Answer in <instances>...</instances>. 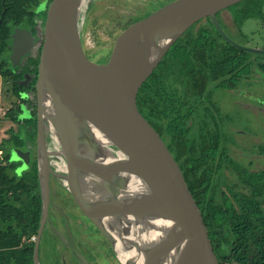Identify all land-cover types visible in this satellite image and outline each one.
I'll use <instances>...</instances> for the list:
<instances>
[{
    "label": "water",
    "instance_id": "1",
    "mask_svg": "<svg viewBox=\"0 0 264 264\" xmlns=\"http://www.w3.org/2000/svg\"><path fill=\"white\" fill-rule=\"evenodd\" d=\"M85 1L50 0L39 22L43 41L35 83V160L41 212L33 263L39 264L38 244L49 205L51 169L44 139V126L48 125L65 159L68 191L113 246L121 264H163L169 258L171 264H223L215 249L203 189L170 136L139 110L137 94L192 25L210 17L227 38L218 27L216 13L248 0H150L148 8L121 25L111 46L96 60L90 59L95 52L79 29ZM32 45L29 30L14 29L9 56L14 67ZM93 130L109 142L116 159L105 162L107 156L96 146ZM81 135L95 144V151H80ZM79 172L91 176L101 190L78 189ZM147 221L162 222L168 229L155 243L141 245L128 240L132 227ZM145 232L141 230V234ZM118 241L120 251L130 253L125 262L120 261L115 248Z\"/></svg>",
    "mask_w": 264,
    "mask_h": 264
},
{
    "label": "trees",
    "instance_id": "2",
    "mask_svg": "<svg viewBox=\"0 0 264 264\" xmlns=\"http://www.w3.org/2000/svg\"><path fill=\"white\" fill-rule=\"evenodd\" d=\"M49 2L50 0H0V76L3 78L16 79L9 60L14 29L34 28L44 19ZM242 6L241 10H236L235 15L239 24L253 15L263 17L260 12H253L257 0L242 2ZM193 27L171 46L137 94L139 110L158 129L167 131L172 140L181 137V132L177 122L163 112V107L168 103L166 100H171L165 96L166 90H176L177 85L182 86L183 90H195L194 86L201 80L214 82L215 86L227 84L230 87L236 81V66L227 67L232 63L230 59L220 62L213 61L212 56L205 57L206 59L197 56V49H200L197 44L207 42L210 29L209 26H199L195 31ZM256 56L264 59V54ZM256 67L264 72V63L257 64ZM13 85V93L16 95L21 87L15 80ZM158 109L162 110L164 116L156 112ZM21 113L19 106L8 112L11 121L19 124V131L10 130V137L0 142V264H33L34 246L30 241L39 228L41 197L36 160L32 155V148L27 147L29 139H35V120L24 118L21 122ZM172 124H175V129H172ZM28 127L33 128L32 133ZM20 133L24 135V142L19 138ZM6 144H9L8 148ZM185 144L191 152L186 157H191L195 168V162L202 158L193 155L191 143L185 140ZM19 150L25 151L24 153L30 151L27 166L24 162L17 164L11 161V154ZM211 161L213 163L214 160ZM221 164L222 158H219L216 165L201 170V176L208 184L203 188L202 195L210 213L217 255L222 262L228 259L230 264H264V170L244 174L242 183L246 190L241 195L234 189L223 192L218 185H212V172L214 176ZM18 167L25 168L20 176L14 172ZM197 181L199 182L198 179Z\"/></svg>",
    "mask_w": 264,
    "mask_h": 264
},
{
    "label": "flooded vegetation",
    "instance_id": "3",
    "mask_svg": "<svg viewBox=\"0 0 264 264\" xmlns=\"http://www.w3.org/2000/svg\"><path fill=\"white\" fill-rule=\"evenodd\" d=\"M260 1L261 0L257 1V6L255 8H258V6H260ZM231 7H233V13H231L229 10V8ZM231 7L221 10L215 15L218 27L225 36L228 35V31L235 28L237 32H240V27L245 21L250 18L259 17L257 15H253L252 17L244 20L241 24L236 23V10H241L243 6L242 3H239ZM255 13L257 12H254V14ZM82 14L83 12L79 15L80 32L83 28V21L81 18ZM202 21H205V23H202ZM199 26L202 28L209 26V34L212 35V40L208 38L207 42H209V44L213 48L210 55L214 58L213 61L223 62L224 60H226L222 57V51L225 52V47H234L237 50L246 53L242 54L244 55L245 59H249L248 66L246 67L241 62L234 65L236 66L235 73H237L236 81L239 80V73L242 74L247 72L245 71V69H248V74L252 76V66H250L251 64L255 68V70L253 71L258 74L259 77H261V75L259 74L260 70L256 67L257 64L264 63L263 58H259L256 56L261 54L243 51L240 48L243 46H240L230 38H224L222 34H220L219 31L215 28L210 17H206L205 19L199 21V23H195L191 27H193L196 31ZM41 27L42 23H38L36 26H34V28L26 29L29 30L33 40L31 51L28 55H25L20 59L17 66L14 67L10 62L11 66L14 68L13 73L15 74L16 79H13V77L9 79L12 82L13 88V80H15L18 86L21 87V90L18 92V94L14 95L18 99V101L21 102V105L19 106L22 112L21 115H24L26 113V115L29 116L27 118L35 120L34 122L36 133V110L38 103L35 83L37 79L40 50L43 41ZM90 39L91 43H93L92 38ZM231 64L232 63L228 64L227 67L232 68ZM193 89L195 90H183L182 86L177 85L176 90H169L172 93L170 95H168L166 90L165 96L171 100H166L168 103L165 104L164 107L162 106L163 112L171 120L177 122L176 124H178L179 131L181 132V137H183L184 140H186L188 143L192 144L191 151L193 155L197 158H202L200 161L195 162V168H199L200 170H202L203 168H208L210 166L213 167L217 164L218 159L222 158L220 170H218L214 174V176L212 172V181L216 183L215 177L220 181L219 174L221 171L225 170L227 172L223 174L224 185L228 186L227 184H229V186L225 190L231 189L232 191L234 189V191L243 195L245 193V189L243 188L245 187V185L242 183L244 174L247 172L255 173L262 170H251V164H248V166H246L240 160H234V157L233 159L230 158L229 154H231L233 151H230L229 143L235 144V141L233 138H231L232 136L227 133V130H224V126L227 124L221 122L219 120V116H217L216 118L214 114L208 112V110H201L200 112L195 111V108H197V106L201 103V100H199V98L197 99L196 97L197 87L194 86ZM222 90H224L223 87ZM254 109L260 110V108L257 109L256 106H254ZM23 121L24 118L21 120V122ZM34 122H32V125L34 124ZM181 125H183V128ZM28 129L32 133L33 128L28 127ZM44 129V139L48 152V160L51 173L49 178L50 186L47 218L45 220L38 244V263L47 264V258L52 259V256L55 254L60 255V264H93V262H91L90 260V255L96 256L97 262L103 264L102 258H107V253L109 257H111V259L115 261L112 257L113 254L111 251V244L98 231V229L92 224V222L84 216V214L74 202L72 195L68 191L67 182L65 179L66 164L64 156L61 152L58 138L48 125H45ZM165 132L167 133V131ZM255 137V135H252L248 139L250 140V138ZM27 147L32 148V155L35 158L36 135L34 141L32 139H29V141L27 142ZM109 148H111V150H113V153H115V150L111 146H109ZM256 148L260 149L258 150L259 153L257 152L258 154L256 156H264V145L258 147L255 146L253 151H256ZM79 149L83 153H88L89 150L95 151V147L90 144L87 138L82 135L79 138ZM179 149L180 152L184 151V148ZM241 155L242 153H235V156L241 157ZM204 159H206L205 162ZM211 159L214 160L213 163ZM230 171L231 173L229 174ZM230 178L234 179V181H237L238 185H234V183H232L231 185ZM76 181L78 189L83 192H98L101 190L99 185L94 182L95 180H92L89 175L83 172H79L76 175ZM237 186H241V188ZM219 189L222 190V187ZM228 197L230 198L229 195ZM37 232L34 236V239L30 241V243L33 244L34 247L37 239ZM78 234H84L86 238L84 240H79L77 238ZM62 259H64L66 262H63ZM83 261L86 262L84 263ZM51 262L52 264H55L54 260H52Z\"/></svg>",
    "mask_w": 264,
    "mask_h": 264
},
{
    "label": "rangeland",
    "instance_id": "4",
    "mask_svg": "<svg viewBox=\"0 0 264 264\" xmlns=\"http://www.w3.org/2000/svg\"><path fill=\"white\" fill-rule=\"evenodd\" d=\"M149 1L150 0H86L81 11V13L83 12L81 17L83 21L81 36L87 37V35H89V37L92 38L93 43H91L89 47L90 50L95 53L89 56L90 59L96 60V58H100L105 49L111 46L112 39L121 25L129 18L148 8ZM259 3L260 6L255 8L254 12L260 11L263 17L248 19L240 27V32H237L236 28L228 31V35H226L227 38L234 40L243 47L264 50V0H261ZM229 10L233 13V7L229 8ZM238 22L237 20L236 23ZM202 23H205V21H202ZM210 37H212V35H210ZM197 46L200 48L197 49L199 52L197 56H199L200 59L209 57L213 50L209 42H203V44H197ZM222 57L226 60L230 59L232 66L240 62L246 67L248 66L249 59H245L243 54H240L238 50L231 47H225V52L222 51ZM207 60L211 61L210 59ZM247 70L248 69H245V71ZM253 70H255V68L252 66V76L249 75L248 72L239 73V80L235 81L231 87L227 84L215 86L214 82L207 83L205 80L199 81L198 79L199 82L196 84V97L201 100V103L195 108V111L200 112L201 110H208V112L214 114L216 118L219 116V120L228 125L224 126V130H227V133H229L232 136L231 138L235 141V144L229 143L230 151H233L229 154L230 158L233 159L234 157V160H240L246 166L251 164L252 166L250 169L258 171L264 170V156H256L260 149L256 148V151L253 150L255 146L264 145V72H259L261 75V77H259ZM222 87L224 90H222ZM12 88V82L0 76V142L10 137V130L12 132L19 131V124L11 121L10 116H8V112L15 110L21 105V102L18 101L14 93H12ZM200 91H202L203 94ZM167 93L168 95L172 94L169 90H167ZM254 106H256L257 109L260 108V110H255ZM156 112L159 113L160 116H164L161 109H158V111L156 110ZM27 117L29 116L25 113L21 118ZM174 125L175 124H172V129H175ZM252 135L256 137L250 138L249 140L248 138ZM19 138L20 140H24V135L20 133ZM171 143L177 151H179L183 160L186 161L195 178L199 180L198 183L200 188L203 189L206 187L208 184L207 180L201 176L202 171L199 168H194V162L192 163L191 157H186L190 155L191 152L186 148L184 138L179 136L176 140H172ZM10 145L12 144L10 143ZM8 147L9 144H6V148ZM179 148H184V151L180 152ZM24 152L25 151L21 152V150H19L15 153L14 151L11 154V161L17 164L19 162H24L25 166H27L29 163L30 151H28V153ZM235 153H242V155L241 157L235 156ZM24 169V167L22 169L18 167L14 172L20 176ZM225 172L227 171L223 170L219 174L221 182L216 177V183L212 182V185L216 184L215 186L218 185L219 188L222 187L223 192L227 191L225 189L229 186L226 182L228 186L224 185L223 174ZM230 173L231 171L229 174ZM232 183L238 185L237 181L230 178V184L232 185ZM237 187L241 188V186ZM243 188L246 190L245 187ZM78 235L77 238L79 240H84L86 238L84 234ZM111 251L113 254L111 255L115 261H113L107 253V258H102L103 264H121L113 246H111ZM52 260L55 261V264H60L61 257L55 254L52 256V259L47 258V264H52ZM90 260L93 264H100L97 262L96 256L94 255H90ZM62 261L66 262L64 259H62ZM83 262L85 263L86 261ZM223 264H230V261L226 259Z\"/></svg>",
    "mask_w": 264,
    "mask_h": 264
},
{
    "label": "bare ground",
    "instance_id": "5",
    "mask_svg": "<svg viewBox=\"0 0 264 264\" xmlns=\"http://www.w3.org/2000/svg\"><path fill=\"white\" fill-rule=\"evenodd\" d=\"M46 101H47L46 104L48 105V107H51L50 102L48 100ZM91 133L95 139L96 146L100 147L101 150L104 151L105 155L107 156L105 162L110 161V159H116L118 157L116 156V153H113V150L109 148L110 146L109 142L101 134H99L95 130L91 131ZM92 145L95 147V144H92ZM90 178L94 180L91 176ZM166 229H168L167 224L164 225L162 224V222H159V221H147L146 223H142V224L137 225L136 227H132V231L129 235L128 240H133V241L135 240L139 242L141 245H144V244L146 245L160 238V236L164 234ZM141 230H145L146 231L145 234H141ZM121 246L122 244L118 241L115 245V248L117 249L119 253L120 261L125 262L127 258H129L130 253L127 255V253L125 254L122 251H120ZM171 261H173V259L169 258L163 264H171ZM140 263H141V259H140ZM137 264H139V262H137Z\"/></svg>",
    "mask_w": 264,
    "mask_h": 264
},
{
    "label": "built area",
    "instance_id": "6",
    "mask_svg": "<svg viewBox=\"0 0 264 264\" xmlns=\"http://www.w3.org/2000/svg\"><path fill=\"white\" fill-rule=\"evenodd\" d=\"M83 38L85 39V41H86L89 45H91V40H90V38H89L88 35H87V37L83 36ZM33 239H34V237L31 238V240H33Z\"/></svg>",
    "mask_w": 264,
    "mask_h": 264
},
{
    "label": "crops",
    "instance_id": "7",
    "mask_svg": "<svg viewBox=\"0 0 264 264\" xmlns=\"http://www.w3.org/2000/svg\"><path fill=\"white\" fill-rule=\"evenodd\" d=\"M1 154V153H0Z\"/></svg>",
    "mask_w": 264,
    "mask_h": 264
}]
</instances>
